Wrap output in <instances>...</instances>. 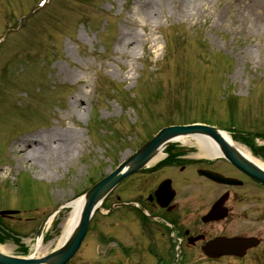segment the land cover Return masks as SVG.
<instances>
[{
    "label": "rangeland",
    "instance_id": "374dc122",
    "mask_svg": "<svg viewBox=\"0 0 264 264\" xmlns=\"http://www.w3.org/2000/svg\"><path fill=\"white\" fill-rule=\"evenodd\" d=\"M37 1L0 0V209L20 212L4 222L25 233L23 241L32 240L53 209L67 205L56 216L58 231L50 227L41 247L50 251L65 229L69 203L171 125L261 133L243 137L264 163V31L253 30L255 16L244 13L240 0L193 6L189 0H50L30 14ZM78 97L80 107L73 104ZM69 129L75 132L71 155L60 161L53 156L58 145L44 134ZM13 136L35 137L34 152L5 147ZM180 146L191 159H204L194 142ZM143 178L126 180L105 205L116 195L135 196V187L148 186ZM201 183L193 182L194 196ZM257 217L260 244L246 258L211 263L189 251L179 264H264V211ZM165 231L136 212L98 214L68 264H168Z\"/></svg>",
    "mask_w": 264,
    "mask_h": 264
},
{
    "label": "flooded vegetation",
    "instance_id": "af4514ba",
    "mask_svg": "<svg viewBox=\"0 0 264 264\" xmlns=\"http://www.w3.org/2000/svg\"><path fill=\"white\" fill-rule=\"evenodd\" d=\"M186 153L181 147H173L161 165L143 170V182L148 186L138 185L133 189H137L135 195L141 205L140 210L134 211H147L149 217L163 222L157 224L163 225L164 229L172 226L173 232L170 233L169 228L167 236L175 241L180 250L179 257L183 260L190 257L189 251H192L194 259L207 262L238 260L232 256H223L217 260L205 258L201 247L218 237H257L258 211H264V208L258 207V201L264 198V186L251 180L223 159L206 157L204 161H192ZM199 170L222 174L234 179V182H213L200 176ZM160 174L165 176L158 178ZM195 177L201 180L203 190L194 196L195 192L190 189L193 182L198 180ZM161 185L163 189L156 195V190ZM210 211H218L219 216H225L204 221L203 217ZM17 216L18 214L1 215V218L8 221ZM253 249L255 248L247 250L241 259L246 258Z\"/></svg>",
    "mask_w": 264,
    "mask_h": 264
},
{
    "label": "water",
    "instance_id": "95a60500",
    "mask_svg": "<svg viewBox=\"0 0 264 264\" xmlns=\"http://www.w3.org/2000/svg\"><path fill=\"white\" fill-rule=\"evenodd\" d=\"M203 135L211 138L220 148L221 152L235 167L248 175L253 180L264 185V169L260 168L254 162L242 155L235 149L231 141L227 140L217 129L198 125L188 126H171L160 130L154 137L145 142L140 148L120 163L113 171L105 177L96 182L90 187L79 199L81 200L80 209L77 214V219L72 231L67 236L66 240L61 246L53 250L48 255L40 258H15L9 257L0 253V264H65L76 253L84 235L88 229L91 219L97 211L100 210V205L107 194L125 177L137 172L142 168L156 153L162 150L165 145L175 142L179 137L187 135ZM216 179V178H215ZM216 180L220 181L219 178ZM45 222L42 223L40 231ZM221 242H214L212 251H221L222 254L227 247L222 249L225 245L237 248L234 253L238 256L239 248H247L257 244L246 245L244 240H219ZM222 249V250H221ZM204 250V249H203ZM215 250V251H214ZM207 254L208 251L204 250ZM220 254L219 252L215 255ZM214 255V256H215Z\"/></svg>",
    "mask_w": 264,
    "mask_h": 264
},
{
    "label": "bare ground",
    "instance_id": "6f19581e",
    "mask_svg": "<svg viewBox=\"0 0 264 264\" xmlns=\"http://www.w3.org/2000/svg\"><path fill=\"white\" fill-rule=\"evenodd\" d=\"M198 1H200V0H189V4L193 6ZM240 3L242 5L241 9L244 11V13L246 12L247 15L253 14L255 16V20H253V26H252L254 28L253 30L254 31H264V0H240ZM224 8L226 9L227 6H225ZM190 16H193V15H190ZM153 17H154V15L151 16V18H153ZM144 28H146V25H144ZM151 40L152 39L150 38V33H149L144 39V45H146V46L150 45ZM150 48H151V46H149V49ZM73 104L75 106L77 105V107L82 106L81 97H78ZM222 135L225 136L227 138V140H230L231 136L228 133L224 132ZM44 136L50 142L52 141L51 138H53L54 139L53 142L58 145L57 148H53V156L55 155V157H57L58 160H60V161H62V160L66 161V159H68L70 157L71 152H70L69 144H71L73 139H74V136H75L74 131H72L70 129L68 131H64V132L59 131V133H57L55 131H48L47 134H44ZM59 136L65 137V139L60 141L59 140L60 138H58ZM178 140H180V142H182V143L194 142L195 145L198 146L200 153L204 157L213 156L215 154L216 155L218 154V153H216V148H215L213 142L206 137L202 138V137H198L195 135H191V136L189 135V136L179 137ZM34 141H35V137H31V140L29 142H27L25 139L22 141V139H21L19 141L18 147L24 146V148H25L24 152H28L29 154H32L31 152H34V150H35V148L33 147V145L35 143ZM32 147H33V149H32ZM242 153L247 158L251 159L254 163H256L258 166H260L264 169V163L263 162L253 159L245 150L242 151ZM159 159H161V156L158 155L155 158H153L151 163H154ZM47 162L50 166L51 161L49 158H48ZM69 204L71 206V212L69 214V218H68V221L65 225V229H64L62 237L59 241V244L65 239L67 234L72 230V226H73V224H75V221L77 219V214H78V211L80 209L81 200L76 199V200H73L72 202H70ZM0 251L3 253H7L5 248H1ZM38 253H39V248L37 246L35 254H38ZM34 257H37V256H34Z\"/></svg>",
    "mask_w": 264,
    "mask_h": 264
}]
</instances>
